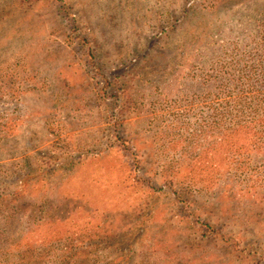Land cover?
<instances>
[{
  "label": "rangeland",
  "instance_id": "1",
  "mask_svg": "<svg viewBox=\"0 0 264 264\" xmlns=\"http://www.w3.org/2000/svg\"><path fill=\"white\" fill-rule=\"evenodd\" d=\"M0 264H264V0H0Z\"/></svg>",
  "mask_w": 264,
  "mask_h": 264
}]
</instances>
